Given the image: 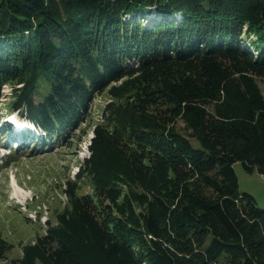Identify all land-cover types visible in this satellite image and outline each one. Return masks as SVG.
Returning a JSON list of instances; mask_svg holds the SVG:
<instances>
[{"label": "trees", "instance_id": "obj_1", "mask_svg": "<svg viewBox=\"0 0 264 264\" xmlns=\"http://www.w3.org/2000/svg\"><path fill=\"white\" fill-rule=\"evenodd\" d=\"M257 76L264 0H0L11 110L61 137L112 98L79 173L94 196L25 264H264V207L234 169L264 174ZM12 247L0 232V259Z\"/></svg>", "mask_w": 264, "mask_h": 264}, {"label": "rangeland", "instance_id": "obj_2", "mask_svg": "<svg viewBox=\"0 0 264 264\" xmlns=\"http://www.w3.org/2000/svg\"><path fill=\"white\" fill-rule=\"evenodd\" d=\"M257 79L264 93V78L257 76ZM2 92L0 232L13 247L6 258L0 259V264H25V250L30 244L44 243L47 253L59 249L60 238L53 229H63L62 214L66 212L67 217L73 214L77 197L94 196L91 175L87 172L79 176V173L82 172L81 166L86 169L85 159L92 152L89 145L93 129L104 119V108L112 98L108 90L97 95L80 122L67 135L53 137L37 128L25 114L17 109L11 110L10 85H4ZM14 126L17 131H23V144L8 139ZM175 126L188 135L181 119L176 120ZM234 169L239 190L253 195L257 204L264 207V174L247 172L239 161L234 164ZM67 190H73L74 195ZM107 200L104 197L103 205ZM51 259L49 257L47 261ZM41 262L36 258L32 264H44Z\"/></svg>", "mask_w": 264, "mask_h": 264}, {"label": "bare ground", "instance_id": "obj_3", "mask_svg": "<svg viewBox=\"0 0 264 264\" xmlns=\"http://www.w3.org/2000/svg\"><path fill=\"white\" fill-rule=\"evenodd\" d=\"M9 124L13 126L12 122H9ZM22 134H23L22 130L17 131V130L12 129L10 134L7 137L9 140H15L18 144H21V143H24ZM35 142H38V141H35Z\"/></svg>", "mask_w": 264, "mask_h": 264}]
</instances>
